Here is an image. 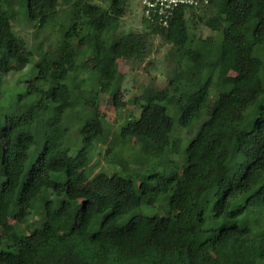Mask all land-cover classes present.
Listing matches in <instances>:
<instances>
[{
	"label": "trees",
	"instance_id": "obj_1",
	"mask_svg": "<svg viewBox=\"0 0 264 264\" xmlns=\"http://www.w3.org/2000/svg\"><path fill=\"white\" fill-rule=\"evenodd\" d=\"M95 1L0 0V264H264V0H210L168 29L143 17L142 33L121 31L129 0ZM21 21L43 31L34 48ZM156 36L176 48L171 77L113 131L99 100L126 106L118 61L143 63ZM13 64L36 75L3 106ZM136 137L130 171L112 151ZM95 143L118 171H86Z\"/></svg>",
	"mask_w": 264,
	"mask_h": 264
},
{
	"label": "rangeland",
	"instance_id": "obj_2",
	"mask_svg": "<svg viewBox=\"0 0 264 264\" xmlns=\"http://www.w3.org/2000/svg\"><path fill=\"white\" fill-rule=\"evenodd\" d=\"M97 5H101L108 8L111 0H96L94 2ZM198 23V20L196 21ZM121 31L124 33L129 32H147L145 25L143 24V10L141 0H129L128 8L124 18L121 21ZM14 30L17 35L23 38L29 48H34L37 45L39 39L44 37L43 31L37 27H33L26 22L21 21L18 24H14ZM47 34V33H46ZM196 37H202L203 39L213 36L217 39L216 34L205 27L198 24L195 33ZM176 59V48L167 44L161 36H156L151 41V48L148 52L147 59L143 63H133L128 59H121L118 61L117 69L124 74L123 85L121 89V102L125 107H120L119 110L113 105L111 96H102L99 100L100 113L104 115L109 127H112L113 131H117L127 120L136 118L140 114V110L135 103V99L141 95L142 86L148 83H155L159 87H162L168 83L174 70V61ZM261 59L263 62L262 76L264 80V52H261ZM36 75V70L33 65L26 68L13 64V71L5 77V85L3 87L2 105H9L18 91L23 92L25 89V83L31 77ZM230 76H235L233 72L228 73ZM252 110H256L255 107ZM251 112V109H250ZM249 112V113H250ZM186 137L187 132L183 131ZM144 139L133 138L131 141H125L124 146H115L112 152H116L123 160L129 161L130 171L138 170V166L132 163V157L138 153V144L142 143ZM187 142L183 145V149L186 148ZM94 154V158L87 168V172L95 174L97 172H105L111 174L113 171H118V167L113 168L110 165L109 157H107V146L101 143L91 144L89 146ZM99 163V165H97ZM97 165V166H96ZM144 173L145 171L142 170ZM129 174V173H127ZM124 174L125 177H128ZM139 182H135V187L139 188ZM162 202H159L155 206H141L133 215L144 216H162L165 214L168 206L165 209H161ZM132 215H127L118 222V226H123ZM42 219V213L36 211L35 215L23 226L26 234H30L36 228L39 227ZM9 222L14 223L13 219H9ZM3 233V229L0 228V235Z\"/></svg>",
	"mask_w": 264,
	"mask_h": 264
},
{
	"label": "built area",
	"instance_id": "obj_3",
	"mask_svg": "<svg viewBox=\"0 0 264 264\" xmlns=\"http://www.w3.org/2000/svg\"><path fill=\"white\" fill-rule=\"evenodd\" d=\"M209 2L210 0H141V5L146 20L162 29H168L179 10H200Z\"/></svg>",
	"mask_w": 264,
	"mask_h": 264
}]
</instances>
